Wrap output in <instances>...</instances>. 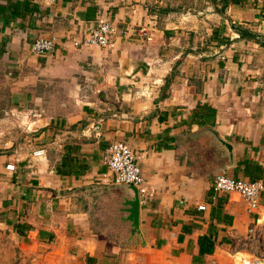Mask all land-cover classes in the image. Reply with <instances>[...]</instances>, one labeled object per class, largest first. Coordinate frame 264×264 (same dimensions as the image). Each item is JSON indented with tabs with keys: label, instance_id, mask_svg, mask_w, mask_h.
I'll use <instances>...</instances> for the list:
<instances>
[{
	"label": "crops",
	"instance_id": "1",
	"mask_svg": "<svg viewBox=\"0 0 264 264\" xmlns=\"http://www.w3.org/2000/svg\"><path fill=\"white\" fill-rule=\"evenodd\" d=\"M98 15L110 44L73 45ZM50 36V51L32 53ZM0 75V239L19 264H242L264 253V192L248 211L213 191L225 161L195 136L213 128L232 145L223 172L264 182V0H0ZM11 111L35 115L16 127ZM116 140L154 190L139 206L144 243L128 238L121 191L101 182ZM200 236L210 253L198 255Z\"/></svg>",
	"mask_w": 264,
	"mask_h": 264
},
{
	"label": "built area",
	"instance_id": "2",
	"mask_svg": "<svg viewBox=\"0 0 264 264\" xmlns=\"http://www.w3.org/2000/svg\"><path fill=\"white\" fill-rule=\"evenodd\" d=\"M111 31V24L107 17L98 15L95 17L93 24L82 34L78 39H73L72 44L80 46H90L96 48H103L108 46V35ZM54 36L50 37H36L31 45L30 50L34 54H43L50 51L54 45ZM90 78H85L83 83L79 86L80 97L85 100V92L90 89ZM97 92V89H94ZM23 114V115H22ZM10 117H21L17 124L21 127L27 128L29 116L35 114L28 111L26 113L17 114L16 112H9ZM24 119V120H23ZM19 122V123H18ZM43 153L42 149L33 151L34 155ZM137 155L122 141H111L106 148L105 167L106 171L102 174L101 182L107 185L115 184H132L137 189L140 201L154 196V190L149 188L143 176L141 175L136 163ZM6 169H12V164L5 165ZM212 189L215 192H234L246 204V209L255 208L259 193L264 192V182L261 179L245 180L226 175L223 171H219L213 178ZM197 209L203 210L204 205H197ZM242 264H264V257H253L246 259Z\"/></svg>",
	"mask_w": 264,
	"mask_h": 264
},
{
	"label": "water",
	"instance_id": "3",
	"mask_svg": "<svg viewBox=\"0 0 264 264\" xmlns=\"http://www.w3.org/2000/svg\"><path fill=\"white\" fill-rule=\"evenodd\" d=\"M202 133H206L209 137V145H211L213 149L215 158L219 161H225L219 165L216 170L223 171L224 169L232 167L234 164V158L232 145L230 142L219 136L216 131L209 126L202 127L198 132L195 133V136ZM109 187L121 191L122 201L120 202L121 207L119 208V211L123 213V218L121 217V220L123 219L129 223L128 226L130 229L128 238H139L141 243H144L143 234L139 227L140 199L137 189L132 184H115L109 185Z\"/></svg>",
	"mask_w": 264,
	"mask_h": 264
},
{
	"label": "rangeland",
	"instance_id": "4",
	"mask_svg": "<svg viewBox=\"0 0 264 264\" xmlns=\"http://www.w3.org/2000/svg\"><path fill=\"white\" fill-rule=\"evenodd\" d=\"M8 97H9V92H8V88L5 86L4 82H2V77L0 75V116L2 115L3 110H7L9 107V103H8ZM17 114H21L19 112L16 111ZM9 114V112H8ZM23 115V114H22ZM21 119V117H18V120L16 119V117H11V119H8V121L13 124V125H18L16 120L19 121ZM19 123V122H18ZM15 126H12V129L16 128ZM259 245H255L254 249H252L253 252H255L254 250H257V247ZM12 248L9 246V244H7V241L5 239L1 240L0 239V264H19L18 263V258L12 256ZM259 257H263L264 253H261L259 255H257ZM232 264H234V261L232 262ZM235 264H240L235 262Z\"/></svg>",
	"mask_w": 264,
	"mask_h": 264
},
{
	"label": "trees",
	"instance_id": "5",
	"mask_svg": "<svg viewBox=\"0 0 264 264\" xmlns=\"http://www.w3.org/2000/svg\"><path fill=\"white\" fill-rule=\"evenodd\" d=\"M205 237L204 236H200L199 238H198V255H202V254H204V253H210L211 251H212V247L211 246H207L206 244H205V239H204Z\"/></svg>",
	"mask_w": 264,
	"mask_h": 264
}]
</instances>
